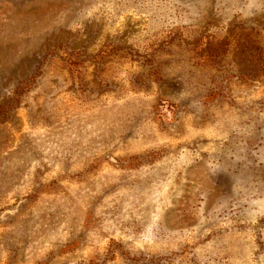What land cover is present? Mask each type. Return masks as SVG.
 <instances>
[{"label": "rangeland", "instance_id": "obj_1", "mask_svg": "<svg viewBox=\"0 0 264 264\" xmlns=\"http://www.w3.org/2000/svg\"><path fill=\"white\" fill-rule=\"evenodd\" d=\"M0 264H264V0H0Z\"/></svg>", "mask_w": 264, "mask_h": 264}]
</instances>
